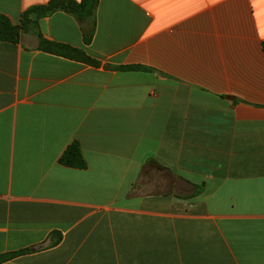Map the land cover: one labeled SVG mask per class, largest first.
Returning a JSON list of instances; mask_svg holds the SVG:
<instances>
[{"label": "crops", "instance_id": "0c3cea01", "mask_svg": "<svg viewBox=\"0 0 264 264\" xmlns=\"http://www.w3.org/2000/svg\"><path fill=\"white\" fill-rule=\"evenodd\" d=\"M263 44L264 0H99L0 41V255L29 250L1 264H264Z\"/></svg>", "mask_w": 264, "mask_h": 264}, {"label": "trees", "instance_id": "16d2710c", "mask_svg": "<svg viewBox=\"0 0 264 264\" xmlns=\"http://www.w3.org/2000/svg\"><path fill=\"white\" fill-rule=\"evenodd\" d=\"M99 0H82L77 2L76 0H50V2L43 6H34L28 9L22 16V24L16 26L12 21L4 15L0 14V41L19 43L21 40V34L23 31L28 30L30 27H36L38 21L42 17L56 11H65L73 16L77 17L81 21L94 22V16L97 11ZM91 31L86 32V41L91 39ZM39 37V47L50 53L60 54L74 59L81 60L83 62L98 65V62L86 55L85 52L72 48L70 46L49 42L41 35ZM264 51V44H263ZM124 70H139L144 69L142 67H123ZM60 163L66 167L84 169L87 166L86 160L82 154L81 146L79 142L72 143L60 158ZM29 252V250H21L17 252H10L0 255V264L14 259L22 254Z\"/></svg>", "mask_w": 264, "mask_h": 264}]
</instances>
